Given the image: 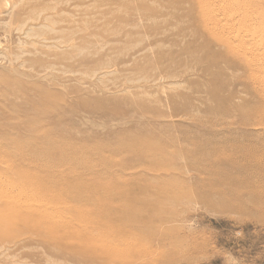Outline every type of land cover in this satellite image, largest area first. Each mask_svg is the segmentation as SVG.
I'll list each match as a JSON object with an SVG mask.
<instances>
[{"label": "rangeland", "instance_id": "1", "mask_svg": "<svg viewBox=\"0 0 264 264\" xmlns=\"http://www.w3.org/2000/svg\"><path fill=\"white\" fill-rule=\"evenodd\" d=\"M236 1L0 0V264H264Z\"/></svg>", "mask_w": 264, "mask_h": 264}, {"label": "bare ground", "instance_id": "2", "mask_svg": "<svg viewBox=\"0 0 264 264\" xmlns=\"http://www.w3.org/2000/svg\"><path fill=\"white\" fill-rule=\"evenodd\" d=\"M238 1V0H237ZM237 1H236V3H237ZM240 4L242 5V7H241V9H245V8H247L248 6L252 9V12H253V14L256 16H254L256 19H257V21L260 23V26L259 25H257V27L256 28H258V30L255 28V34L251 31V29H249L250 31H251V36H250V38H249V40L251 39L252 40V36H254L255 37V39H257V38H260L261 37V39L260 40H262V42L261 43H259L258 44V46H256L257 44V42L255 43L256 45V48H255V46H254V44H253V48H255V50L253 51V56L255 57V59H256V65H255V75H254V79H255V84H256V86H257V88H256V90H257V92H256V95H257V98L259 99V101H260V103L262 102V101H264V0H240ZM238 5V4H237ZM221 8V7H220ZM225 8V7H224ZM227 8V7H226ZM238 8H240L239 7V5H238V7L236 8V9H238ZM222 9V8H221ZM221 9H220V11H221ZM248 9V8H247ZM246 9V10H247ZM245 10V11H246ZM220 11H218V12H220ZM237 11H239V10H237ZM244 11V12H245ZM235 12H236V10H235ZM234 12V13H235ZM240 12V11H239ZM243 12V11H242ZM249 13V12H248ZM239 14V13H238ZM247 14V13H246ZM226 15V14H225ZM243 15V14H242ZM252 15V14H251ZM251 15H250V17H251ZM244 17V15L242 16V18ZM249 17V16H248ZM255 18H253V20L255 19ZM252 21V20H251ZM251 21H249V23L251 22ZM255 23H256V21H254ZM257 22V23H258ZM248 23V24H249ZM255 23H253V24H255ZM247 24V25H248ZM252 24V23H251ZM244 25V24H243ZM246 26V25H245ZM249 26H251V25H249ZM252 26H256V25H252ZM259 26V27H258ZM242 27V26H241ZM247 27H245L244 28V30L246 29ZM238 29H240V28H238ZM242 29H243V27H242ZM247 29V30H248ZM253 29V28H252ZM247 30H245L246 32H247ZM237 31V30H236ZM242 31V30H241ZM238 32H239V30H238ZM236 34H238V33H235L234 34V36L236 35ZM248 34V33H247ZM237 36V35H236ZM234 38V40H235V37H233ZM239 40V39H238ZM244 41V40H243ZM255 41V40H254ZM235 42H237V41H234V43ZM238 42H242L241 40L240 41H238ZM233 43V44H234ZM250 43H252V41L250 42ZM249 43V44H250ZM252 45V44H251ZM246 47V46H245ZM252 53V52H251ZM5 97V96H4ZM258 105H260V104H258ZM145 141V140H144ZM110 180V179H109ZM108 182V181H107ZM19 198V197H18ZM22 204V205H21ZM14 205H16V206H14ZM19 205H21V206H24L25 207V209H26V207H28V206H26L25 205V203H22V201L20 200V199H18V200H14L13 202H6L5 204H3V203H1L0 202V218H3L7 223L8 222H13L15 219H17V218H14V217H12V215H16L18 212V210L20 209L19 208ZM14 207H18V208H14ZM16 209H18V210H16ZM28 209L29 210H25L26 212H31L32 210L28 207ZM20 211H21V209H20ZM25 217V216H24ZM23 217V219H17V220H21V222L23 223V222H25V220H26V218H24ZM11 219H13V220H11ZM15 222V221H14ZM17 223H18V221H17ZM34 227V226H33ZM49 226L46 224V223H42V224H40V226L39 225H37V230H40V231H42V229H47ZM34 229V228H33Z\"/></svg>", "mask_w": 264, "mask_h": 264}]
</instances>
